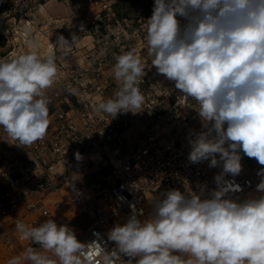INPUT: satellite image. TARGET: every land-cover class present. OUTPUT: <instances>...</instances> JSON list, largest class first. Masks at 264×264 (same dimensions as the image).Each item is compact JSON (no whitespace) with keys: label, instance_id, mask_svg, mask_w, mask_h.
Instances as JSON below:
<instances>
[{"label":"clouds","instance_id":"clouds-1","mask_svg":"<svg viewBox=\"0 0 264 264\" xmlns=\"http://www.w3.org/2000/svg\"><path fill=\"white\" fill-rule=\"evenodd\" d=\"M145 21L151 66L184 99L199 104L202 128L191 134L188 160L222 165L214 177L217 187L207 195L204 188L194 194L167 190L152 201L146 219L130 205L127 221L107 233L115 244L111 252L97 241L89 243L94 251L86 252L74 230L53 219L34 227L17 222L20 238L44 252L29 247L8 264H117L122 256L127 264H264V167L257 172L258 196L233 199L242 189L226 179L241 173V152L264 166V0H154ZM77 38L70 43L60 35L43 55L30 51L0 60V127L19 145L45 136V90L58 74L53 48L66 54ZM34 47L41 45L37 41ZM145 69L135 49L118 55L113 67L118 91L95 111L112 118L139 112Z\"/></svg>","mask_w":264,"mask_h":264},{"label":"built area","instance_id":"built-area-1","mask_svg":"<svg viewBox=\"0 0 264 264\" xmlns=\"http://www.w3.org/2000/svg\"><path fill=\"white\" fill-rule=\"evenodd\" d=\"M150 16L136 21L119 19L110 4L103 3L87 27L92 46L77 50L83 63L57 65L54 87L47 90L54 103L45 136L30 146L20 145L26 147L25 152L0 159V177L5 180L0 188V213L9 228L3 237L5 243L14 235L18 242L24 243V250L38 247L20 238L16 225L23 221L17 216L18 204L35 198L27 201L25 207L30 212L46 215L48 210L40 205L41 198L60 185L49 169L56 160L76 159L77 152L81 155L103 148L102 155H105L95 161L94 180L86 184L93 193L80 207L90 219L86 228L88 240L84 242L86 252L94 251L89 245L92 241L112 251L115 244L107 237L114 226L112 217L125 223L132 214L130 205L135 206L138 216L142 210L139 218L146 219L152 201L167 190L176 189L182 193L191 190L194 194L204 188L207 195L217 187L214 177L220 174L222 165L209 167L210 161L193 164L188 160L189 139L193 132H199L195 128L200 120L199 104L194 99H184L174 85L161 84L158 81L161 75L151 66L145 21ZM47 42L40 43L42 52L33 51L43 55L49 44L56 41ZM132 49L146 66L145 76L138 84L144 96L142 108L137 113H121L115 118L106 113L98 114L95 106L114 98L118 91L113 73L116 57ZM53 50L55 53V47ZM139 116L146 120V130L126 146L130 136H124L123 132ZM18 144L13 140L8 149L13 150ZM240 154L241 173L226 177L242 189L231 194L236 200H243V195L260 182L257 167H264L243 152ZM72 188L80 189L77 182ZM100 259L97 257L98 261ZM128 259L122 256L117 264H127Z\"/></svg>","mask_w":264,"mask_h":264},{"label":"rangeland","instance_id":"rangeland-1","mask_svg":"<svg viewBox=\"0 0 264 264\" xmlns=\"http://www.w3.org/2000/svg\"><path fill=\"white\" fill-rule=\"evenodd\" d=\"M0 32L6 36V44L0 48V59L11 60L20 54L18 41H23L21 47L26 49L29 47L33 50L35 42L45 44L44 42L56 41L57 37L63 35L71 43L73 35L78 38L72 44L71 48L65 54L58 46L55 47V58L57 65H65L67 63H83L79 57L81 54L77 50H84L92 46V38L88 35L87 27L91 23V18L96 11L102 7L103 3H109L115 17L116 15H124L130 18H136L148 14H152L154 0H0ZM57 20H59L57 22ZM62 20V21H61ZM84 28L81 30V25ZM79 41L80 44H77ZM31 42V43H30ZM47 42V44H48ZM52 43V42H51ZM55 44V42H53ZM83 47V48H81ZM46 48V47H45ZM22 49V50H23ZM5 50V51H4ZM42 46L38 52H42ZM82 57V56H81ZM165 86V85H164ZM54 85L46 89L45 95L50 97ZM49 90V91H47ZM50 93V94H49ZM52 99V98H51ZM50 101V100H48ZM53 101V100H52ZM54 103V102H53ZM50 105L48 104V108ZM52 109V108H51ZM140 122L146 123L144 117L139 116ZM197 120L195 128L200 131V123ZM131 135L133 140L137 134L133 127L125 136ZM130 140V139H129ZM128 145V144H127ZM97 152L102 155L103 148H97ZM97 157L96 159H98ZM97 167V165H96ZM149 200H151L150 197ZM152 208L147 209L146 216Z\"/></svg>","mask_w":264,"mask_h":264},{"label":"crops","instance_id":"crops-1","mask_svg":"<svg viewBox=\"0 0 264 264\" xmlns=\"http://www.w3.org/2000/svg\"><path fill=\"white\" fill-rule=\"evenodd\" d=\"M59 20H57L58 22ZM62 21V20H61ZM23 41H18L19 49ZM23 44V43H22ZM77 44H80L79 41ZM6 47H9V43H6ZM28 52L33 51L32 47L27 49ZM5 51V50H4ZM26 52V49L22 50ZM4 60V59H0ZM158 81L167 86H173L174 83L168 81L164 76H159ZM50 94V93H49ZM49 101V112L53 108L52 97L46 96ZM130 113V112H129ZM132 113V112H131ZM145 122V121H144ZM140 122V118H134L132 124L127 128L123 135H127L130 128L133 127L136 131L137 136L142 134L146 130V123ZM200 123V129L202 128V122ZM131 136V135H129ZM136 136V137H137ZM12 139L7 135L2 127H0V159L9 157L12 155L21 154L26 151V147H22L19 144L16 145L15 149H8V145L12 143ZM133 139L127 141L126 146H130ZM128 144V145H127ZM101 153V151H100ZM100 153L96 152V149L89 153L81 154V159H59L53 162L49 172L54 178L55 182H60L57 190H53L47 193L41 198L40 205L48 210L46 215L39 212H30L25 207L27 201H34L35 198H27L24 201L19 202L17 208V216L22 219L23 223L28 227L39 226L40 223L47 219H53L58 225H67L74 230L77 239L84 243L88 240L86 228L90 223L88 215L81 211L82 203L93 193L91 189L86 187V184L94 180V171L97 168L95 165L96 158L100 156ZM261 166L257 167V172L261 169ZM85 180V182H83ZM5 180L0 177V188L3 187ZM79 184V190L75 191L72 188L73 183ZM260 193L256 192V186L248 190L244 195L243 199L258 196ZM147 197H151L148 195ZM1 205V202H0ZM151 214V211H148ZM148 218V214L146 216ZM113 225L124 224L117 218L112 217ZM9 228L6 226L5 218L0 213V264H8V261L14 257L23 256L24 243H20L16 240L14 235L9 243H5L3 237L8 233ZM114 243V242H113ZM36 250L44 252L43 249L38 245ZM50 256L53 260L57 258L50 252L45 253ZM179 255V254H178ZM185 259L188 257L185 256ZM24 264H28L27 261Z\"/></svg>","mask_w":264,"mask_h":264},{"label":"trees","instance_id":"trees-1","mask_svg":"<svg viewBox=\"0 0 264 264\" xmlns=\"http://www.w3.org/2000/svg\"><path fill=\"white\" fill-rule=\"evenodd\" d=\"M1 4H2V2L0 1V6H1ZM0 12H1V7H0ZM145 16L146 15L140 16V17H136V18H130V17L128 18V17H126L124 15H116V17L119 18V19H126V20H133V21H136L137 19L143 18ZM5 44H6V36L2 32H0V48L3 47Z\"/></svg>","mask_w":264,"mask_h":264}]
</instances>
